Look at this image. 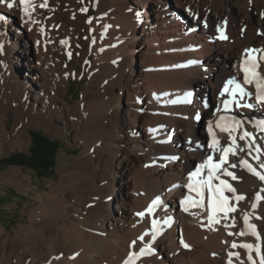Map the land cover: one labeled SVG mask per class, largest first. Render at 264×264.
Listing matches in <instances>:
<instances>
[{
  "label": "bare ground",
  "instance_id": "1",
  "mask_svg": "<svg viewBox=\"0 0 264 264\" xmlns=\"http://www.w3.org/2000/svg\"><path fill=\"white\" fill-rule=\"evenodd\" d=\"M10 2L11 9L0 4V114L16 126L8 130L0 116V159L7 145L29 148L26 128L67 136L78 120L86 150L75 161L60 155V178L31 209L32 223L10 235L0 224V264H125L145 246L151 252L132 264H260L264 199L255 196L264 197V182L240 161L264 171L253 159L264 161V131L257 127L264 104L255 100V82L243 79L253 58L264 76V0H97L94 13L86 0ZM70 47L82 63L95 53L92 85L84 92L92 98L65 108L57 100L79 77L64 66ZM230 78L253 96L233 97L235 85L225 92ZM96 84L112 86L118 99L124 93V102L109 104L107 95L97 96ZM225 101H231L227 108ZM222 120L227 127L242 123L229 136L217 126ZM245 130L254 139L241 140ZM214 137L219 144L212 147ZM233 137L236 154L212 183L223 187L224 180L245 199L237 202L225 189L236 211L213 213L207 189L203 206L193 203L200 197L186 187L189 173L209 156L218 162ZM208 171L201 169L204 179ZM3 180L25 185L16 169ZM243 244L253 245L252 261Z\"/></svg>",
  "mask_w": 264,
  "mask_h": 264
},
{
  "label": "rangeland",
  "instance_id": "2",
  "mask_svg": "<svg viewBox=\"0 0 264 264\" xmlns=\"http://www.w3.org/2000/svg\"><path fill=\"white\" fill-rule=\"evenodd\" d=\"M86 2L90 5V13H94L97 0H86ZM81 31L82 33L86 32L85 29ZM73 51L74 47H70V53L68 52L65 57L64 66L74 68L78 71L79 77L72 78L67 92L61 100H57L58 104L64 107L81 99L87 104L91 102L92 98L90 94L89 97L84 98V92L86 89L89 90L92 85L91 72L93 71L95 53L92 52L87 62L82 63L71 55ZM95 88L98 90L97 96L107 95L109 104L113 106L117 107L119 103H123L125 100L124 93L118 99L115 94L117 91L112 86L107 88L101 84H96ZM0 116L4 118L5 122L9 121L6 123L8 130L15 128L16 123L13 117V119L11 117V119L5 118L4 114H0ZM26 130L31 136L29 148H10L7 145L0 159V224L5 228L7 235L13 234L22 224L32 223L31 209L35 203L48 194L51 185L60 178V155L66 153L71 156L72 161H75L84 155L86 150V144L81 138L83 132L81 120L76 122L74 129L67 136L61 132L47 133L43 127L26 128ZM102 132L101 138L105 136V128ZM15 153L18 154L11 159V155ZM13 169H16L25 185L18 187L3 180L5 173ZM8 244L10 247L11 242ZM258 246L262 247V253H264V234L259 235Z\"/></svg>",
  "mask_w": 264,
  "mask_h": 264
},
{
  "label": "snow or ice",
  "instance_id": "3",
  "mask_svg": "<svg viewBox=\"0 0 264 264\" xmlns=\"http://www.w3.org/2000/svg\"><path fill=\"white\" fill-rule=\"evenodd\" d=\"M0 4H5L9 9H11L14 5L12 2H10V0H0ZM20 4L21 5H27L28 4V0H20ZM41 7H43V5H41ZM24 11L27 12L28 8L25 7ZM82 11H84V9H82ZM5 17L3 15H0V20H4ZM90 23V21H89ZM221 38L226 39V37L222 36ZM249 53L255 52L257 50L254 49H248L246 50ZM261 59H264V57H262ZM246 64H250V66L245 67L243 69L244 71V77L243 79L245 80V82L247 84H252L253 82H255V100L258 104H264V76H262L259 72V62L257 61V59L253 58L251 61H246ZM229 85H235V90L232 92V96L235 97L237 95V92L242 95V96H246V97H252L253 93L247 91L241 84H239L238 82L235 81L234 78H230L226 85H225V89L224 91L227 92L229 91L228 86ZM189 96L191 95V93L188 94ZM231 101H225V108L228 107V104ZM246 107L248 108H253L254 105L249 103L246 105ZM241 121L239 120H235L232 122V126L231 127H227L224 126V122L223 120L218 123V127H220L221 131H226L228 132L229 136H232V132L235 131L236 129H238L241 125ZM257 127H259L261 129V131H264V119L262 120H258L257 121ZM209 132L211 133L213 131L212 127L209 126ZM247 138H253V134L248 132V131H243V135L240 136V139H247ZM235 137L232 138V146H228V147H224L221 149L223 156L219 159L218 162L213 163L212 161V157L209 156L208 159L200 165V168L196 169L194 172L189 173V181L190 183L186 186L190 191H195L197 193V195L200 197V199L198 200H194L193 203L196 205H200L203 206V196H204V189H207L208 193L210 194L211 197H214V199L210 200V206H211V211L214 213L217 210L222 211L224 213H228V212H234L236 211L235 207H231L228 206V200L229 197L224 195V190L226 189L227 191L231 192L233 194L234 199L239 202L241 200L245 199L244 195H238L236 194V189L234 187H232L231 184H228L226 181L221 180L220 184L223 187H218L216 185H214L212 183L213 179H219V177H215V172L218 170L222 169V166L225 165L228 161H227V157L228 155L231 153L232 155H235V151H233V146H235ZM217 144H219V140L216 139L214 137L213 139V145L212 147H215ZM249 148L252 147L251 144L248 145ZM262 151V149L257 146L256 147V152L260 153ZM249 156H251V152L249 151L248 153ZM175 159V158H174ZM253 159L259 161V169L264 170V161H261L259 159V156H255L253 157ZM240 165H242L243 167H245L252 175L256 176L260 181L264 182V171H258L257 168L253 167L251 163H249L247 160H241L240 161ZM230 168H236L237 165L236 164H230L229 165ZM204 168H208V175L207 178L204 179L201 176V169ZM223 172L226 173V175L228 177H231L232 179H236L235 174L232 171H229L227 168H223ZM195 177H201L200 179H197L195 181H193V178ZM260 191L264 192V189H261ZM187 199H191V197H188ZM256 201H260L261 199H264V197H261V195L259 193L256 194L255 196ZM159 203V200L157 199L156 201H153V204H157ZM252 208L255 209L256 208V204L253 203L252 204ZM185 211H187L188 209L185 208ZM148 211H151V208H149ZM138 215H144V213H138ZM209 219L212 220L213 217L209 216ZM245 223L247 224L249 217L248 215H245L243 217ZM156 225V221L153 220V226L155 227ZM248 227L251 228L252 234L253 235H258L257 232L255 231L256 226L254 224H248ZM246 233L241 232V235H245ZM140 240H143L144 237L141 236L139 237ZM153 239H155V236H153ZM136 241H132V246H135ZM184 247H189V245L184 244ZM233 248L238 247L237 244L233 243L232 244ZM240 247H243L245 249L249 250V255L247 257L248 260L252 261V255L250 254V250L253 248V245L251 244H243L240 245ZM257 252H259V248L256 249ZM151 252V248L149 246H145L144 248H141L139 253H130L128 259L125 261V264H132V261L137 258L138 255H145L147 253ZM230 255H239V253H230ZM231 264V262H230ZM253 264H255V261H253ZM260 264H264V255L260 256Z\"/></svg>",
  "mask_w": 264,
  "mask_h": 264
},
{
  "label": "trees",
  "instance_id": "4",
  "mask_svg": "<svg viewBox=\"0 0 264 264\" xmlns=\"http://www.w3.org/2000/svg\"><path fill=\"white\" fill-rule=\"evenodd\" d=\"M17 154H18V153L12 154V155H11V159L15 158V156H16Z\"/></svg>",
  "mask_w": 264,
  "mask_h": 264
}]
</instances>
